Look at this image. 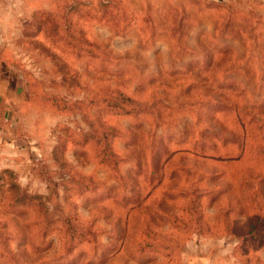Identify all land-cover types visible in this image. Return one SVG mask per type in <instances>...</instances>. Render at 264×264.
<instances>
[{"label":"rangeland","instance_id":"374dc122","mask_svg":"<svg viewBox=\"0 0 264 264\" xmlns=\"http://www.w3.org/2000/svg\"><path fill=\"white\" fill-rule=\"evenodd\" d=\"M0 47V264H264V0H0Z\"/></svg>","mask_w":264,"mask_h":264},{"label":"crops","instance_id":"0c3cea01","mask_svg":"<svg viewBox=\"0 0 264 264\" xmlns=\"http://www.w3.org/2000/svg\"><path fill=\"white\" fill-rule=\"evenodd\" d=\"M18 77L15 72L6 63L2 56L0 47V152H5L8 147L3 146L8 124L10 98L18 97L20 93V85L17 81Z\"/></svg>","mask_w":264,"mask_h":264}]
</instances>
